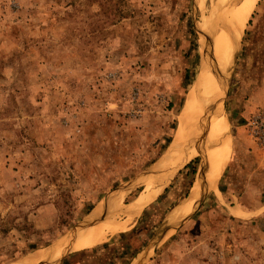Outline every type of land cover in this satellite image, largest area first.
Returning <instances> with one entry per match:
<instances>
[{
    "label": "rangeland",
    "instance_id": "1",
    "mask_svg": "<svg viewBox=\"0 0 264 264\" xmlns=\"http://www.w3.org/2000/svg\"><path fill=\"white\" fill-rule=\"evenodd\" d=\"M216 1L0 0V264L63 243L49 264H129L167 227L144 264H264V152L247 126L264 110V0L229 63L221 117L230 136L215 184L199 201L190 195L211 170L195 148L127 217L170 145L187 149L201 134L174 137L202 63L215 61ZM230 206L250 210L238 217ZM95 207L117 229L67 247Z\"/></svg>",
    "mask_w": 264,
    "mask_h": 264
},
{
    "label": "bare ground",
    "instance_id": "2",
    "mask_svg": "<svg viewBox=\"0 0 264 264\" xmlns=\"http://www.w3.org/2000/svg\"><path fill=\"white\" fill-rule=\"evenodd\" d=\"M254 1L255 0H217L216 4L212 6L210 11L209 26L210 33L212 34L214 41V58L216 64L212 65L207 61L203 50L202 61H207V63H202L196 80L187 94L185 105L182 109V114L174 137L175 140H178L181 139L182 136V138H184L193 132L198 133V129L201 134L196 135L194 138L190 136L193 140L190 138L191 140L187 143L185 141V144L183 145L187 149H183L182 145L179 143V148L177 147V149H175V146L170 145L168 152L166 151L167 154L165 153L160 158V161L152 173L147 176H152L153 178L155 175H158L157 177L155 176V180L158 181H153L154 186L153 189L151 187L152 190L150 188V191H148V189L145 190V193L143 192V194L137 198L136 202L130 206H126L127 217L133 216L143 205L150 201L153 198V195L163 186L164 181L170 177L173 171L181 168L190 159H192L195 148L198 151H204L201 156V165L206 163L211 167V170L208 169V172L210 171L208 173V185L213 186L215 184L217 177L226 162V159L223 162L222 160L224 159L223 155L227 153L228 127L224 117H221L223 116L221 114V98L224 93V84L221 81L222 79L217 77L213 71L215 69L217 72H221L222 76L225 74L234 52L235 41L238 38L239 32H241L244 20H246V16ZM181 141L182 140L179 142ZM192 141L195 142L194 147L188 150V147H190L188 146V143ZM206 143L207 146L205 145ZM213 151H215V155L210 160L207 156L209 155L208 157H210L213 154ZM221 155L222 158H220ZM220 162H222V164L218 166ZM205 190L206 189H203L202 191H195V194L199 193L197 198L198 201ZM188 208L189 207H187V209ZM187 209L185 206L182 210H180L185 214ZM99 211V207L94 209L88 225L80 228L76 233H74L73 238L71 237L67 240L68 242L66 241L68 244L67 247H70L73 250H79L100 244L105 241L108 232L113 231L114 228L120 224L113 221L111 215L110 223L107 222L106 219L102 220L104 217L98 216ZM232 212L237 215H245V211H242L238 206L232 207ZM60 245L61 244L56 246L52 245L51 248L48 249L49 252L47 253L43 250L35 251L31 255L25 257L22 261H16V264H49L55 258H58L64 253L66 244L63 243L61 246Z\"/></svg>",
    "mask_w": 264,
    "mask_h": 264
},
{
    "label": "water",
    "instance_id": "3",
    "mask_svg": "<svg viewBox=\"0 0 264 264\" xmlns=\"http://www.w3.org/2000/svg\"><path fill=\"white\" fill-rule=\"evenodd\" d=\"M238 39H239V34H238V38H237V40L235 41V47H234V52H233V54H235L236 51H237V48H238ZM233 54H232V55H233ZM214 59H215V58H214ZM214 64H216L215 61H214L213 65H214ZM229 65H230V64H229ZM229 65H228V67H227L226 73L223 74V76H222V73H221V72H217L215 69H214V71H213L214 74H215L217 77H219L220 79H222L221 81H222V83L224 84V85H223L224 93H223V96H222V98H221V99H222V100H221V103H222V111H223V113H224V96H225V94H226V87H227V83H228V74H229V70H230V66H229ZM227 123H228V121H227ZM227 133H228V136H230L228 130H227ZM229 146H230V140H229ZM229 149H230V148H229ZM208 173H209V172L203 174V180H202L201 184L197 186L196 189L200 190V189H202L203 187H205L206 185H208V178H209ZM196 189H195V187L192 188V191H191L190 195H192V193L195 192ZM187 198H188V197H187ZM188 216H189V215H187L186 218H185L184 220H186V219L188 218ZM176 224H178V223H176ZM176 224H175V226H174V225L171 226V229H172V228H175V227H176ZM78 230H79V227L75 229V232H74V233H76ZM169 230H170V227H167V228H164V229H160V230L155 234L154 238L148 243V246L146 247L145 251H143V254H141V255L138 254L137 256H135L129 264H144V262H145V261L147 260V258H148L149 251H150V250H154V251H155V249L157 248V244H158V243L156 242V240H158V239H159V240H160V239H163V238L167 235V233L169 232ZM61 256H62V255H60L59 257L61 258Z\"/></svg>",
    "mask_w": 264,
    "mask_h": 264
},
{
    "label": "built area",
    "instance_id": "4",
    "mask_svg": "<svg viewBox=\"0 0 264 264\" xmlns=\"http://www.w3.org/2000/svg\"><path fill=\"white\" fill-rule=\"evenodd\" d=\"M247 126L257 146L264 152V110H259L247 120Z\"/></svg>",
    "mask_w": 264,
    "mask_h": 264
},
{
    "label": "crops",
    "instance_id": "5",
    "mask_svg": "<svg viewBox=\"0 0 264 264\" xmlns=\"http://www.w3.org/2000/svg\"><path fill=\"white\" fill-rule=\"evenodd\" d=\"M232 207H235V206H230V210H229V212L232 213V215H236V216H238V217H240V216L243 215V214H242V215H237V214L233 213L232 210H231ZM240 209H241L242 211H245L244 214H246L247 211L250 210L249 208H241V207H240Z\"/></svg>",
    "mask_w": 264,
    "mask_h": 264
},
{
    "label": "trees",
    "instance_id": "6",
    "mask_svg": "<svg viewBox=\"0 0 264 264\" xmlns=\"http://www.w3.org/2000/svg\"><path fill=\"white\" fill-rule=\"evenodd\" d=\"M126 234H127V232H126ZM107 245V243H103V244H101L100 246H97V248H100V247H103V246H106ZM94 249V248H93ZM95 249H96V247H95ZM66 261H68L67 260V258H65L63 261H62V263H65Z\"/></svg>",
    "mask_w": 264,
    "mask_h": 264
}]
</instances>
